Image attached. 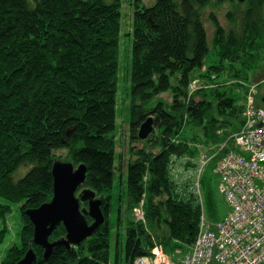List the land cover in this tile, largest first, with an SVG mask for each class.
Instances as JSON below:
<instances>
[{
	"label": "trees",
	"instance_id": "obj_1",
	"mask_svg": "<svg viewBox=\"0 0 264 264\" xmlns=\"http://www.w3.org/2000/svg\"><path fill=\"white\" fill-rule=\"evenodd\" d=\"M122 4L0 0V196L23 202L21 243L0 264H16L31 248L32 264H110L116 157L121 182L126 171L118 197V222L127 221L126 264L153 255L157 246L171 258L189 253L202 214L217 216L212 182L228 149L207 164L211 173L205 168L198 177L199 191L176 179L177 164L186 159L181 164L197 172L201 155L242 130L251 88L264 80V0H134L128 159L126 146L117 152L113 134ZM149 116L155 130L140 139ZM56 160L86 165L80 190L103 198L106 220L79 245L57 246L44 258L26 212L52 199ZM10 212L9 204L0 205V219ZM65 236L61 224L50 241Z\"/></svg>",
	"mask_w": 264,
	"mask_h": 264
},
{
	"label": "built area",
	"instance_id": "obj_2",
	"mask_svg": "<svg viewBox=\"0 0 264 264\" xmlns=\"http://www.w3.org/2000/svg\"><path fill=\"white\" fill-rule=\"evenodd\" d=\"M257 88H251L242 130L229 138L233 148L227 140L212 154L201 155L197 169L200 177L207 164L228 149L215 171L221 176L219 188L230 213L215 223H209L203 213L196 240L181 261L171 260L157 246L153 255L142 256L134 264H264V103L256 105ZM135 212L144 219L141 208Z\"/></svg>",
	"mask_w": 264,
	"mask_h": 264
},
{
	"label": "rangeland",
	"instance_id": "obj_3",
	"mask_svg": "<svg viewBox=\"0 0 264 264\" xmlns=\"http://www.w3.org/2000/svg\"><path fill=\"white\" fill-rule=\"evenodd\" d=\"M148 5H152L156 0H142ZM122 29L120 35V46H119V67L117 73V93H116V129L113 132L117 144V152L121 148L126 146L124 151L125 157L129 158V153L127 150V138L128 130L130 125V100H131V74H132V44H133V32L131 29L132 23V12L134 10V0H122ZM223 19V16L220 15ZM130 26V27H129ZM211 31V30H210ZM214 59V55L210 52L207 56V63L209 64ZM198 83L194 84V88H198ZM256 89V98L257 100L263 99L264 93V80L262 84H258ZM169 99L168 95H164ZM156 99H154L149 105L153 106L156 104ZM64 153V152H60ZM200 157V156H199ZM199 159V158H198ZM184 162L187 161L183 159ZM180 165L182 167V172L180 177L176 179H184L190 181L193 184L194 189H196L198 173L195 172L194 167L185 168V165ZM120 161L116 157V176L114 180V189L112 198V209L110 213V221L112 225V242L110 247V264H126V240H125V228H126V217L124 218L123 223L118 222L119 216V193L121 190L125 191L126 189V171H123L121 182V175L119 172L118 166ZM125 166V165H124ZM29 169V168H28ZM27 168L21 171V174L15 175L16 179L21 178L27 171ZM208 173H211L209 167L205 170ZM221 176L218 173H214L212 186L214 188V195L217 208V216L215 219H211L210 216L204 212L205 218L209 223L216 220L220 221L225 216H227L231 207L226 199V196L220 191ZM122 188V189H121ZM9 204L11 206V212L5 219H0V232L4 231L0 235V262L2 258L6 255L8 249L14 245H20L21 237L20 232L23 227V222L21 220L20 208L23 202H11L4 197L0 196V205ZM140 208H136L135 211ZM136 213V212H135ZM137 215V214H136ZM137 218L138 215H137ZM187 253V252H186ZM186 253H180L179 255H172L171 260H182Z\"/></svg>",
	"mask_w": 264,
	"mask_h": 264
},
{
	"label": "water",
	"instance_id": "obj_4",
	"mask_svg": "<svg viewBox=\"0 0 264 264\" xmlns=\"http://www.w3.org/2000/svg\"><path fill=\"white\" fill-rule=\"evenodd\" d=\"M264 102V97H263ZM155 130L154 118L149 116L139 129V138L147 139ZM53 197L41 206L27 210V215L34 224L33 241L45 249L44 258H48L55 247L79 245L91 237L104 224L106 217L102 209L103 198L81 186L86 182L87 167L80 164L56 160L52 167ZM81 203H87V208L81 209ZM90 217L93 222L87 220ZM63 224L66 236L50 241L53 231ZM37 258L31 248L16 264H32Z\"/></svg>",
	"mask_w": 264,
	"mask_h": 264
},
{
	"label": "crops",
	"instance_id": "obj_5",
	"mask_svg": "<svg viewBox=\"0 0 264 264\" xmlns=\"http://www.w3.org/2000/svg\"><path fill=\"white\" fill-rule=\"evenodd\" d=\"M182 162H183L182 159H181V160H178L177 168H179L180 165H182V164H181ZM181 168H182V167H181Z\"/></svg>",
	"mask_w": 264,
	"mask_h": 264
}]
</instances>
